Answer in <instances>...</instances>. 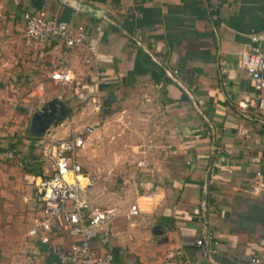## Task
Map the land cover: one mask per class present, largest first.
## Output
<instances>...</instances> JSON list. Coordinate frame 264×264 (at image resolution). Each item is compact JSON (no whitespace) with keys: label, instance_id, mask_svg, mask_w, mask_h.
Segmentation results:
<instances>
[{"label":"crops","instance_id":"crops-1","mask_svg":"<svg viewBox=\"0 0 264 264\" xmlns=\"http://www.w3.org/2000/svg\"><path fill=\"white\" fill-rule=\"evenodd\" d=\"M28 10L86 25V42L68 50L54 40L28 41ZM142 30L139 45L134 38ZM252 35H264V0H0V122L13 121L8 135L14 146L24 140L39 147L32 157L24 153L26 166L0 161V264H61L52 245L73 241L56 232L47 245L29 234L37 213L35 181L45 167L40 143L76 130L68 117L45 134L32 127L34 115L54 98L69 111L64 97L72 89H54L49 77L65 57L81 85L73 90L78 101L103 99L97 107L111 109L107 117L137 116L141 124L107 142L124 149L121 162L107 152L86 159L87 172L79 153L83 182L93 180L88 196L115 210L110 234L95 238L94 247L111 251L114 264H210L196 245L204 226L201 201L207 199L214 210L208 225L219 237L215 258L221 264H264V192H249L255 171L264 174L258 109L264 90L255 89L240 59ZM139 49L141 72H135ZM175 68L179 82L169 74ZM37 83L44 84L45 98L34 96L31 85ZM137 88L141 92H133ZM27 115L29 131L20 139ZM112 121L107 118L105 126ZM148 126L154 130L150 138ZM140 160L147 166L140 167ZM134 203L138 215L131 214ZM23 218L21 229L17 221Z\"/></svg>","mask_w":264,"mask_h":264},{"label":"built area","instance_id":"built-area-1","mask_svg":"<svg viewBox=\"0 0 264 264\" xmlns=\"http://www.w3.org/2000/svg\"><path fill=\"white\" fill-rule=\"evenodd\" d=\"M25 37L28 41H56L66 49L83 44L88 38L86 25L47 17L42 12L25 11ZM145 32L139 31L135 35L136 42L141 45ZM252 44L240 54L241 66L246 70L257 91L264 90V52L261 48L264 35H252ZM150 53V51H149ZM227 60L220 58L221 72L225 73ZM178 69L169 72L175 81ZM57 85L65 89L75 83L73 71L67 57L60 59L49 74ZM77 88H79L77 86ZM34 89L38 96H42L45 89L43 83ZM99 108V106L97 107ZM259 115L264 122V97L259 98ZM8 125L0 124V159L6 161L18 160L22 165L23 155L15 148L8 134H4ZM94 132L92 126H86L75 131L66 138H55L45 141L41 148L44 161V173L35 181V200L37 213L32 218L33 225L29 234L42 243L51 245L52 236L56 232H64L73 241L67 246L52 245V251L61 264H114V254L111 251L101 252L93 245L95 238L107 236L111 231V222L115 210L102 207L87 194V187L93 184L89 177L83 182V165L79 160V153L84 149L87 138ZM219 153H231L227 147H215ZM140 167L147 166L146 161L138 162ZM215 167L209 168L208 182L214 181ZM82 177V178H81ZM252 195L264 192V174L256 170L253 183L249 189ZM138 203L131 206V214L140 213ZM204 226L202 234L197 238L196 245L210 264H221L215 254L218 252L219 237L216 231L210 229L207 217L214 213L213 205L207 199L201 201V212ZM254 263H261L260 258L254 257Z\"/></svg>","mask_w":264,"mask_h":264},{"label":"rangeland","instance_id":"rangeland-1","mask_svg":"<svg viewBox=\"0 0 264 264\" xmlns=\"http://www.w3.org/2000/svg\"><path fill=\"white\" fill-rule=\"evenodd\" d=\"M37 84H39V83H37ZM75 84H77V79H76L75 83L73 84V86L68 87V88H70V90L72 89L71 90L72 95L71 96L69 95L68 98L64 97V100H68L70 102L69 103L70 108H69V111L67 108V113H66L65 118L67 119V117H68V120H69L71 126H74V128L76 129V130L71 132V135H73L75 131H79L80 129H82L83 127H86V126H92L94 128V132L91 134V136H89L87 138L86 145H85L83 151H81V158H83L84 165H86L85 164L86 159L91 161V160H93V158L107 154V152L113 153L115 155V157L118 159L117 161H120V162L123 161V159L120 160L121 159L120 157H122V156L125 157L124 149L119 148V147L113 149V148H111V144H108L107 142L111 143L114 141H119V140L123 139V136L125 133H129L127 130H133L137 126L141 125L138 122V117L137 116H131V115H128V116L120 115L117 117H112V116L107 117V114L109 112H111V109L105 108L104 110H101L100 108H96L98 105L97 103L104 105V100L103 99L99 100V101H97V103H95L96 101H93V100L88 99V98H86L85 100L81 99V101H78V99L75 96L76 95L75 92L78 90L77 86L79 87L81 85L77 84V86H76ZM33 86L35 87L36 84L31 85L32 88H33ZM73 87H75V88H73ZM60 88H62V87H60L57 84L54 86V89L59 90ZM60 91L62 92V89H60ZM32 92H34V96L36 98L39 97L35 89L32 90ZM133 92H141V90L139 88H137ZM45 93L46 92L44 89L42 96H40V98H45V95H46ZM131 96L132 95H130V98H132ZM72 99L73 100L75 99V102H74L75 104L73 103ZM95 104H96V106H95ZM115 104L119 110L123 107V105L121 103H115ZM132 104L134 105L135 103H132ZM88 105H90V107H88ZM57 114L59 115V111L57 112ZM107 118H109V120H112V118H114V121H112L111 128H109L108 126L107 127L105 126V120H107ZM30 120H31V115L30 116L27 115L25 123H26V125L28 124V127H27V129L24 128L25 134H22V133L19 134L18 137H20V139H21V137H25L26 134L28 133ZM11 122H4V121L0 122V124L8 125V128L6 129L5 134L9 133V131H8L9 127L11 125H13V121H11ZM66 125L68 126L67 123H66ZM130 125L132 127H130ZM58 127H60V125L57 126L56 129ZM63 128L64 127L61 126L60 130H64ZM131 128H133V129H131ZM153 131L154 130L150 126H148V128H146V135L148 138H150L152 136ZM50 139H52L51 136L49 137V140ZM45 141H48V140H45ZM45 141H43V143ZM23 142H24V140H23ZM23 142L20 140V142L18 144L16 143V146H14L15 148H17L19 153H21L22 155H25L24 153H26L27 155H29V157L30 156L32 157L33 155H35V152L36 153L38 152V148H39L38 146H36V145L31 146L30 142H24V143ZM43 143L42 144L40 143V145L42 146ZM32 147H33V149H32ZM0 148H2V147L0 146ZM139 150L140 151H138V153L140 154L141 149H139ZM0 161L6 162V160H4V159H0ZM120 162L118 163V166H120ZM23 165L26 166L28 164H23ZM88 167H89L88 165L85 166V171H87V172L90 171ZM119 173H120V171H119ZM23 219H24L23 221L22 220L17 221V223H18L19 227H21V229L26 227L25 226L26 225V219L25 218H23Z\"/></svg>","mask_w":264,"mask_h":264},{"label":"water","instance_id":"water-1","mask_svg":"<svg viewBox=\"0 0 264 264\" xmlns=\"http://www.w3.org/2000/svg\"><path fill=\"white\" fill-rule=\"evenodd\" d=\"M59 111V115L57 112ZM67 113L66 104L59 98H54L46 103L40 111H38L32 120V127L38 128V134H45L52 126L58 125L65 117ZM42 116H47L44 121V125L37 122V119ZM160 229V225L154 228L155 232ZM161 232V231H160Z\"/></svg>","mask_w":264,"mask_h":264},{"label":"trees","instance_id":"trees-1","mask_svg":"<svg viewBox=\"0 0 264 264\" xmlns=\"http://www.w3.org/2000/svg\"><path fill=\"white\" fill-rule=\"evenodd\" d=\"M139 24H141V20H140ZM136 63L137 64H136V67H135V72H141V49H139L138 52H137ZM112 101H113V99H111L109 102H112ZM37 174H39V172Z\"/></svg>","mask_w":264,"mask_h":264},{"label":"flooded vegetation","instance_id":"flooded-vegetation-1","mask_svg":"<svg viewBox=\"0 0 264 264\" xmlns=\"http://www.w3.org/2000/svg\"><path fill=\"white\" fill-rule=\"evenodd\" d=\"M47 116H43L42 117V120H44L45 121V118H46ZM44 121L43 122H40L41 123V125H44Z\"/></svg>","mask_w":264,"mask_h":264}]
</instances>
